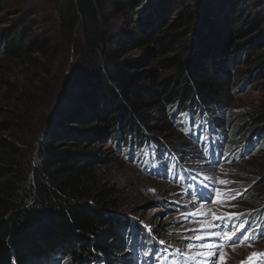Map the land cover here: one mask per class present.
<instances>
[{"label": "trees", "instance_id": "obj_1", "mask_svg": "<svg viewBox=\"0 0 264 264\" xmlns=\"http://www.w3.org/2000/svg\"><path fill=\"white\" fill-rule=\"evenodd\" d=\"M147 2L148 18L135 20L132 32L108 39L103 27L111 19L133 15ZM198 3V9L181 0L71 3L61 21L70 40L75 31L81 36L89 82L44 129L36 155L24 136L22 115L0 122V264H121L115 251L122 247L133 252L137 264L155 258L158 246L151 239L162 237L116 214L122 191L102 178L111 165L104 144L147 174L157 175L147 169L151 164L166 177L177 173L180 181L173 182L186 189L194 175L183 164L188 159L153 137L159 125L168 127V119L215 160L221 147H237L228 156L232 162L255 145L262 146L256 152L264 148V109L243 119L248 130L260 128L257 133L240 138L236 131L227 139L221 131L222 116L231 111L227 83H255L264 91V19L244 0L227 1V13L215 9V0ZM3 4L0 0V9ZM36 30L33 21L19 23L0 38V57L46 70L54 50L48 35ZM147 46L158 59L151 70L140 60L119 59ZM257 216L252 225L259 233Z\"/></svg>", "mask_w": 264, "mask_h": 264}, {"label": "rangeland", "instance_id": "obj_2", "mask_svg": "<svg viewBox=\"0 0 264 264\" xmlns=\"http://www.w3.org/2000/svg\"><path fill=\"white\" fill-rule=\"evenodd\" d=\"M74 1L4 0L0 9V38L16 31L19 23L28 26L33 21L37 24L36 32L48 35L54 50L49 57L50 66L44 68L46 70L23 59L12 61L0 57V122L22 115L27 129L24 136L33 143L35 155L38 151L37 142L42 138L44 129L54 123L63 105L76 101L73 95L84 90L85 84L89 82L91 66L89 58L82 53L81 36L75 31L73 40H70L61 21ZM181 1L192 8L200 7L198 0ZM227 1L230 0H215V9L227 13ZM244 1L250 5L251 13L264 19V0ZM148 5L149 2L145 3V8L138 9L133 15L120 14L111 19L110 25L103 27L108 39L132 32L135 20L149 17L151 8ZM261 46L263 50L264 42ZM146 49L148 46L133 50L119 59L140 60L145 69L151 70L155 68L158 59ZM227 87L231 111L222 116L221 131L224 138L228 139L236 131L240 138L257 133L260 128L248 130L243 119L254 109H264L263 89L250 82L230 81ZM167 123V128L159 125V133L153 137L160 143L175 147L179 156L187 158L183 164L189 165V171L197 176L201 190L205 184L210 189L215 187L217 192L213 193L212 199L216 201L219 193L222 202L190 200L187 196L189 189L171 181V177H166L165 170L151 164L147 165L148 170L164 176L147 174L136 163L121 159V155L109 144H104L101 150H109L111 165L101 171L102 178L104 182L116 185L122 191L117 216L143 227L155 236H161L162 241L157 242V238L151 241L162 250L169 251L164 260L171 264L172 255L179 259L177 264H204L205 258L197 255L207 251L202 244L219 248L218 255L214 257L216 264H249L248 258L253 253L264 254V233L259 238H249L252 232L257 235V231L254 226L250 228V224H247L248 220L252 221L264 212V148L256 152L262 146L255 145L252 153L248 152L243 158L232 162L228 161V156L235 154L237 147L227 151L221 147L220 157L211 163L204 149L192 146L189 135H183L182 129L175 126V120L168 119ZM172 178L180 181L177 173L172 174ZM236 214L240 215L236 223L245 224L246 230L237 229L229 233L225 224L224 232L227 234L212 235L213 226L215 232L221 231V222L216 217ZM196 236L202 240L198 241ZM245 236L248 237L246 240ZM237 238H240V242L233 243ZM125 249H117L115 257L121 264H137L133 252ZM254 260L264 264V259L259 256L254 257Z\"/></svg>", "mask_w": 264, "mask_h": 264}, {"label": "snow or ice", "instance_id": "obj_3", "mask_svg": "<svg viewBox=\"0 0 264 264\" xmlns=\"http://www.w3.org/2000/svg\"><path fill=\"white\" fill-rule=\"evenodd\" d=\"M221 183H225V182L222 181ZM215 192H217V189L215 187H212L210 189L207 184L203 185V190H201V185L197 179V176L193 175L190 178V187H189V191L187 193V196L190 200H197L200 202L207 201L209 203H212V202L221 203L222 199H221L219 193H217L216 201H213L212 197H213V193H215ZM224 195L227 196V193H225ZM215 219L221 222V231L215 232L214 226H213V231H212L213 236H220L223 234H227L224 232L225 224H227V226H228V232L229 233L234 232L237 229L246 230L245 224L236 223V221H238L240 219L239 214L229 215L226 217H216ZM247 238L248 237H246V236L244 237L245 240ZM196 239L198 241L202 240V238L200 236H196ZM232 242L233 243H239L240 238H237L236 240H234ZM201 246L203 248L207 249V251L197 253V255L205 258L204 264H216V260L214 259V257H216L218 255L219 248H216L211 244H202ZM145 255L148 256V255H150V253H145ZM257 256L264 259V254L253 253V255L248 258L249 264H259V261L254 260V257H257ZM242 264H243V262H242Z\"/></svg>", "mask_w": 264, "mask_h": 264}]
</instances>
